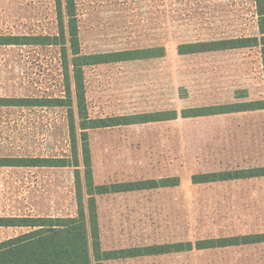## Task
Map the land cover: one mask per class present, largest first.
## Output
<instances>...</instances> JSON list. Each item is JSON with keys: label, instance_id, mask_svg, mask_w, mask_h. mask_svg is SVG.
<instances>
[{"label": "rangeland", "instance_id": "obj_1", "mask_svg": "<svg viewBox=\"0 0 264 264\" xmlns=\"http://www.w3.org/2000/svg\"><path fill=\"white\" fill-rule=\"evenodd\" d=\"M76 2L82 54L165 47L162 57L86 66L91 118L264 97L259 47L178 52L186 43L260 36L255 0ZM58 32L56 0H0V35ZM61 52L59 45H0V98L65 96ZM67 116V107L0 105V157L71 156ZM88 133L96 184L181 177L178 187L99 198L105 247L196 241L264 229V179L242 184L191 181L196 172L263 163L264 110ZM80 174L86 192L82 167ZM76 213L74 167L0 166V216ZM27 230L0 226V241ZM259 251L193 250L121 264H264Z\"/></svg>", "mask_w": 264, "mask_h": 264}, {"label": "trees", "instance_id": "obj_2", "mask_svg": "<svg viewBox=\"0 0 264 264\" xmlns=\"http://www.w3.org/2000/svg\"><path fill=\"white\" fill-rule=\"evenodd\" d=\"M76 1L56 0L59 30L56 35H0V45H59L61 47L65 96L0 98V105L67 107L72 152L69 157H0V166L74 167L77 197V213L74 216H0V226L28 228L26 232L0 241V264H103V261L115 258L140 255L158 256L264 241V234H253L147 244L119 251L102 249L96 199L98 195L175 187L181 184V178L179 176H164L96 184L89 130L169 121L179 117L193 118L264 110V97L186 107L181 111L177 109L156 110L91 118L86 105L84 76L86 66L162 57L165 55V47L82 54ZM255 6L260 36H241L186 43L178 46V52L193 54L259 47L264 81V0H255ZM242 97H246V95L244 94ZM81 167L84 169L83 180L86 192L82 187ZM262 176H264V166L195 173L192 175L191 181L193 184H204Z\"/></svg>", "mask_w": 264, "mask_h": 264}, {"label": "crops", "instance_id": "obj_3", "mask_svg": "<svg viewBox=\"0 0 264 264\" xmlns=\"http://www.w3.org/2000/svg\"><path fill=\"white\" fill-rule=\"evenodd\" d=\"M256 111H262V110H256ZM247 112H254V111H243V112H236V113H227V114H217V115H209V116H220V115H232V114H239V113H247ZM209 116H204V117H209ZM181 118V117H179ZM193 118H198V117H193ZM176 120V119H174ZM264 166V162L263 163H255V164H248V165H244V166H240L239 164H236L233 167H225V168H221L219 170H214V171H227V170H236V169H243V168H255V167H261ZM203 172H213V171H203ZM196 173H200V172H196ZM195 174V173H193ZM192 174V175H193ZM191 175V177H192ZM170 176H179V175H170ZM164 177V176H163ZM180 177V176H179ZM181 178V177H180ZM261 179H264V176L262 177H251V178H240V179H231V180H225V181H219V183H237V184H242L245 181H259ZM211 183H218V182H211ZM207 184V183H204ZM181 185V184H180ZM178 185V186H180ZM175 186V187H178ZM170 188V187H167ZM173 188V187H172ZM135 192H140V191H135ZM125 193H130V192H125ZM114 194H122V193H112V194H105V195H98L96 197L97 199V211H98V222H99V229H100V237H101V226H100V220H99V198L104 197V196H110V195H114ZM253 234H264V229H257V230H245V231H241V232H230L221 236H214V237H229V236H243V235H253ZM207 238H212V237H207ZM204 239V238H202ZM175 242V241H173ZM147 244L144 245H129V246H125V247H105L103 245V240L101 237V246L103 250H123V249H130L133 247H142V246H146ZM250 247H258L259 248V252L257 253L258 256H260L261 260L264 259V254H261V252H264V241H260V242H255V243H248V244H239V245H231V246H226V247H218V248H212L213 249H222V250H228V249H249ZM206 250H210V249H206ZM193 251V250H192ZM142 257H148L147 255H143V256H135V257H124V258H115V259H109V260H105L103 261V264H112V263H123L125 261H131V260H138L141 259Z\"/></svg>", "mask_w": 264, "mask_h": 264}]
</instances>
